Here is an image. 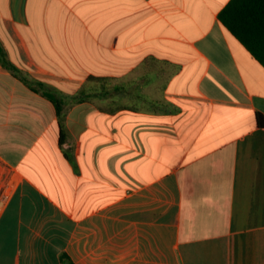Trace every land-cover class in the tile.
<instances>
[{"label":"crops","instance_id":"0c3cea01","mask_svg":"<svg viewBox=\"0 0 264 264\" xmlns=\"http://www.w3.org/2000/svg\"><path fill=\"white\" fill-rule=\"evenodd\" d=\"M229 1L0 0V264H264V67Z\"/></svg>","mask_w":264,"mask_h":264},{"label":"trees","instance_id":"16d2710c","mask_svg":"<svg viewBox=\"0 0 264 264\" xmlns=\"http://www.w3.org/2000/svg\"><path fill=\"white\" fill-rule=\"evenodd\" d=\"M218 19L264 67V0H230L219 13ZM43 95L52 102L60 117L63 108L61 100L50 91H44ZM256 119L258 126L264 127V116L257 114Z\"/></svg>","mask_w":264,"mask_h":264},{"label":"built area","instance_id":"2783aa9c","mask_svg":"<svg viewBox=\"0 0 264 264\" xmlns=\"http://www.w3.org/2000/svg\"><path fill=\"white\" fill-rule=\"evenodd\" d=\"M18 183L17 172L0 160V216Z\"/></svg>","mask_w":264,"mask_h":264}]
</instances>
